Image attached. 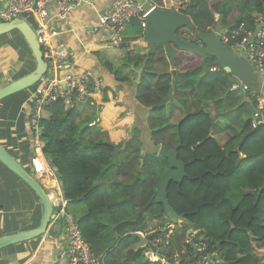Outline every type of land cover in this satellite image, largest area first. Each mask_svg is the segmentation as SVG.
Returning <instances> with one entry per match:
<instances>
[{
    "label": "trees",
    "instance_id": "obj_1",
    "mask_svg": "<svg viewBox=\"0 0 264 264\" xmlns=\"http://www.w3.org/2000/svg\"><path fill=\"white\" fill-rule=\"evenodd\" d=\"M188 1L181 13L193 28L177 34L191 42L198 32L251 28L253 16L264 13V0ZM133 22L123 35L142 41L141 22ZM143 50L127 66L143 68L136 85L147 113L126 141L102 140L88 126L94 112L76 123L75 109L61 101L44 107L31 131L84 242L104 264H161L145 258L148 250L168 264H201L204 257L210 264H264V124L251 123V94L257 93L242 86L232 91L230 75L212 57L206 56L204 70L198 54L177 52L172 69L161 47ZM171 106L181 112L175 122L168 119ZM179 141L178 160L188 177L180 185L171 182L166 198L186 225L167 237L172 223L158 216L161 206L152 200L167 161L156 155ZM122 173L127 178L120 179ZM148 220H157L159 230L149 233Z\"/></svg>",
    "mask_w": 264,
    "mask_h": 264
},
{
    "label": "crops",
    "instance_id": "obj_2",
    "mask_svg": "<svg viewBox=\"0 0 264 264\" xmlns=\"http://www.w3.org/2000/svg\"><path fill=\"white\" fill-rule=\"evenodd\" d=\"M134 1L143 5L149 4L150 8L176 9L172 8L174 5L172 0H161L162 2L154 0L153 4L146 0ZM112 3L113 0H83L63 19L58 17L55 7H51L49 23L59 32L54 45L63 53L57 77L90 72L99 78L102 84V94L93 95L85 102L75 104L77 116L81 117L82 114L77 123L87 120L94 112V120H91L88 126L99 134H107L109 141L117 144L126 139L125 126L132 122V117L135 116L127 113L125 107L128 106L124 100L127 98L135 103L132 92L134 85L140 81V79L136 81L135 70L140 68L135 69L132 65V73L130 72L132 78L128 79L127 73L117 75L119 70L114 72L106 59L111 56L117 58L116 54L121 52L110 50V46L112 47L110 35L99 27L101 14L108 13ZM4 7L5 1L0 0V9ZM24 20L36 27L32 15L25 16ZM133 20L127 25L126 30L135 25ZM132 41V35L125 34L126 52L135 53L136 50H131V46L137 45L141 46L140 54H143L147 44L143 40ZM34 69L35 61L26 43L16 32L0 37V89L28 75ZM253 73L257 82L255 88L264 91L260 77ZM119 77L125 78L122 79L124 81H118ZM233 87L232 91L237 89L236 85ZM36 88L35 86L32 90L27 89L0 102V146L27 171L30 169L29 163L37 146L36 136L31 132L33 130L31 99ZM117 90L118 92L114 94ZM42 185L48 193L49 188ZM41 217L42 206L36 195L0 163V238L36 228ZM67 250L68 242L61 228L60 235L49 231L40 238L1 250L0 264H69ZM173 253L175 255L177 251ZM161 264L165 263L161 261Z\"/></svg>",
    "mask_w": 264,
    "mask_h": 264
},
{
    "label": "built area",
    "instance_id": "obj_3",
    "mask_svg": "<svg viewBox=\"0 0 264 264\" xmlns=\"http://www.w3.org/2000/svg\"><path fill=\"white\" fill-rule=\"evenodd\" d=\"M4 1L5 7L0 9V22L7 23L15 19L24 20L25 16L32 15L33 21L36 23L34 30L37 41L47 64V73L40 80L31 99L34 118L32 120L33 130L37 128L35 118L40 115L44 107L61 101L65 107L73 109L76 103L85 102L93 95L102 94L103 88L100 79L90 72L57 77L63 53L54 45V40L59 36V32L49 23L50 8L55 7L58 17L63 19L83 0H36L35 9H33L35 0ZM146 1L150 4L154 2V0ZM142 7L143 4L134 0H113L111 10L101 14L99 27L110 35L111 43L116 48L122 45L123 33L133 19L140 20L142 28H145L143 22L145 12ZM210 32L218 35L224 46L232 49L244 59L251 66L253 72L260 77L264 85V13L253 16L251 28L241 24L238 28L223 31L211 30ZM251 96L256 104L251 123L252 127L256 128L264 124V91L257 94L252 93ZM31 169L33 170V177L49 188L47 196L54 209L50 229L57 223H61V228H63L68 242L67 257L69 264H104L103 260L97 259L91 254L76 221L66 210L67 201L58 193L54 174L44 161L38 142L36 149L34 148ZM146 253H151L154 258H157L158 255L150 250L146 251L145 258L149 261H160L158 258H149ZM209 259V257H204L201 264H210Z\"/></svg>",
    "mask_w": 264,
    "mask_h": 264
},
{
    "label": "water",
    "instance_id": "obj_4",
    "mask_svg": "<svg viewBox=\"0 0 264 264\" xmlns=\"http://www.w3.org/2000/svg\"><path fill=\"white\" fill-rule=\"evenodd\" d=\"M189 2V1H188ZM36 8V0L33 9ZM145 16L143 19L145 28L143 42L147 45L161 47L171 67L174 66L177 52L185 51L196 53L201 57V68H206V56L215 59L220 69L230 75V84L237 87H246L248 90L259 93L260 88L257 85L256 76L251 66L232 49L224 46L218 35L210 32H198L196 35L197 42L186 41L180 38L177 31L180 29L193 28L189 18L175 10L160 9L157 7L150 8L149 4L143 5ZM11 32H17L26 43L34 61L35 69L28 75L19 78L0 89V102L15 94L37 86L40 80L47 73V64L43 59L41 47L37 41L35 30L23 19H15L4 23L0 22V37ZM133 69V67H132ZM143 68L135 70L136 78L139 81ZM181 143L168 150L161 146L157 151V158H164L167 161V169L157 182V191L154 193L152 200L160 205L158 216L165 215L172 224L186 225L177 217L170 208L167 201V189L171 182L180 185L187 174L186 165L178 160V150ZM0 163L18 179H20L38 198L42 206V217L39 225L28 231L7 235L0 238V251L23 242L40 238L49 231L60 235L61 223H57L50 229V221L54 214L53 205L47 196L42 185L32 176L33 170L26 171L14 157L0 146ZM152 201L149 202V205ZM191 230H188V234Z\"/></svg>",
    "mask_w": 264,
    "mask_h": 264
},
{
    "label": "rangeland",
    "instance_id": "obj_5",
    "mask_svg": "<svg viewBox=\"0 0 264 264\" xmlns=\"http://www.w3.org/2000/svg\"><path fill=\"white\" fill-rule=\"evenodd\" d=\"M166 1H169V0H166ZM173 1V3H174V5L172 6V8H176L175 9V11H178V12H180L181 13V11H184L186 8H187V6H188V0H172ZM158 2H162L161 0H159ZM216 18V20H217V17H215ZM124 36L125 35H123V38H124ZM110 41H111V39H110ZM111 45H112V47L110 46V50H116V51H118V50H120L121 52L119 53L118 52V54H116L117 55V58H114V57H107L106 59H107V61L111 64V68H112V70L115 72V71H117V70H119L120 72H121V74H125V73H127L128 75H129V77H128V79H131L132 78V74L130 73V70H132V65L129 67L130 68V70L128 69V67H127V64H128V62L130 61V60H132L133 59V56H135V54H139L140 53V49H142V48H140L141 46H131L132 47V49L131 50H136L135 51V53H133L132 55H130V56H126V54L128 53V51L126 52V50L125 49H127V46H126V44L124 43V41H123V45H125V48L124 49H118V48H115V46L112 44V43H110ZM133 47H139L138 49H133ZM146 52H143V55L145 54ZM240 57V56H239ZM156 67H158V66H156ZM169 71H170V68H169ZM136 81L138 82V80H137V78H136ZM140 88H141V86L140 85H134V90H133V92H132V97H133V99H134V101H136L135 103H136V105H135V103H133V102H131V100L130 99H125L124 100V102L126 103V105L128 106V107H125V110H127V113L129 112L130 114H135V116L133 115V117H132V122H129V124H127L126 126H125V132H126V134H125V137H126V139L124 140V141H126L127 139H128V136H129V133L131 132V129H132V127L134 126V123H135V121L136 120H141L140 118H146V111H147V109L145 108V107H143L144 105H142L141 103H142V100L140 99V93H139V90H140ZM231 89H234V87H233V85H232V88ZM119 90V89H118ZM118 90L114 93V94H116L117 92H118ZM153 90H154V88H153ZM119 95L117 94V97H118ZM137 102L138 103H140L141 105H142V111H141V109H139L138 107L140 106L139 104H137ZM115 105L116 106H118L116 103H115ZM130 105V106H129ZM138 105V106H137ZM141 107V106H140ZM79 110V109H78ZM76 111V110H75ZM137 113L139 114V116H137ZM98 114H99V112H98ZM98 116V115H97ZM181 116V112L177 109V108H175L174 106H171L170 108H169V110H168V119L169 120H172L173 122H175L179 117ZM80 118H82V114H81V117L80 116H77V117H75V122L77 123V120H80ZM144 118V119H145ZM98 126H100V125H98ZM122 128V127H121ZM93 137H95V135L94 134H92V138ZM105 139H107V140H109V137H108V135L106 134V135H104V137L102 138V140H105ZM127 169H131L132 170V168H129V167H126V171H127ZM130 171V170H129ZM125 178H127V176H125L123 173H122V175L120 176V179H125ZM58 187V186H57ZM45 189V188H44ZM148 223H149V233H152V232H154V231H158L159 230V224H158V222H157V220H148ZM178 227H180V223L178 222L176 225H172V224H170L169 226H168V229H169V233H168V236L167 237H169V235H171V233L175 230V229H177ZM151 228H154V229H151ZM178 231H180V229L178 230ZM136 235L138 236V238H140L141 239V241L143 240V236H142V233H136ZM146 255H148V257L149 258H154L152 255H151V253H146ZM176 255V254H175ZM158 258V260H160V261H163L165 264H168L166 261H164V259H161L159 256L157 257ZM157 258H154V259H157ZM152 261H154V260H152Z\"/></svg>",
    "mask_w": 264,
    "mask_h": 264
},
{
    "label": "clouds",
    "instance_id": "obj_6",
    "mask_svg": "<svg viewBox=\"0 0 264 264\" xmlns=\"http://www.w3.org/2000/svg\"><path fill=\"white\" fill-rule=\"evenodd\" d=\"M73 109H75V108H73ZM36 141L38 142L37 139H36ZM33 157H34V151H33ZM33 157H32V158H33ZM31 160H32V159H31ZM31 160H30V164H29V166H30V171L32 170V169H31ZM30 171H29V172H30ZM32 176H33V172H32ZM38 182H39V181H38ZM39 183H40V182H39ZM56 183H57V182H56ZM40 184H41V183H40ZM41 185H42V184H41ZM42 187H43V185H42ZM43 188H44V187H43ZM44 190H45V189H44ZM45 191H46V190H45ZM46 193H47V192H46Z\"/></svg>",
    "mask_w": 264,
    "mask_h": 264
},
{
    "label": "flooded vegetation",
    "instance_id": "obj_7",
    "mask_svg": "<svg viewBox=\"0 0 264 264\" xmlns=\"http://www.w3.org/2000/svg\"><path fill=\"white\" fill-rule=\"evenodd\" d=\"M182 30V29H181ZM192 40L194 41V42H197L196 40H195V38H192Z\"/></svg>",
    "mask_w": 264,
    "mask_h": 264
},
{
    "label": "bare ground",
    "instance_id": "obj_8",
    "mask_svg": "<svg viewBox=\"0 0 264 264\" xmlns=\"http://www.w3.org/2000/svg\"><path fill=\"white\" fill-rule=\"evenodd\" d=\"M37 87V86H36Z\"/></svg>",
    "mask_w": 264,
    "mask_h": 264
}]
</instances>
